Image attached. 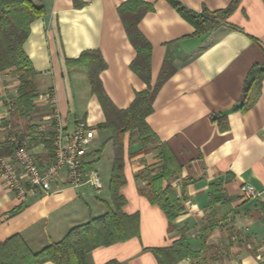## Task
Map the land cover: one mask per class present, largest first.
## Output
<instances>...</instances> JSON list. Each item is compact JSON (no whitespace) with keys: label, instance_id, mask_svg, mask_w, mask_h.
I'll use <instances>...</instances> for the list:
<instances>
[{"label":"crops","instance_id":"0c3cea01","mask_svg":"<svg viewBox=\"0 0 264 264\" xmlns=\"http://www.w3.org/2000/svg\"><path fill=\"white\" fill-rule=\"evenodd\" d=\"M125 1L32 0L44 8V16L29 24L23 44L37 73L38 95L55 92L67 131L80 123L95 131L87 166L99 165L102 149L108 146L110 174L113 149L107 140L110 133L97 127L104 122L100 105L83 69L69 70L65 62L96 50L106 64L99 73L101 87L118 109H126L135 93L146 89L129 68L136 51L117 12ZM141 1L151 7L137 24L151 47L149 85L155 84L165 61L173 71L153 97L145 119L154 141L145 147L136 133L123 138L125 183L118 192L125 199L122 212L138 217V236L90 251L86 264H161L154 250L170 247L182 235L197 255L178 264H264V73L254 105L235 109L246 74L264 65V0H240L227 19L198 35L169 0ZM173 1L200 14L222 10L233 0ZM16 77L13 69L0 73V136L5 133L3 123L17 127L23 121L10 117L8 105L16 96ZM33 104V113L23 121L26 134L29 126L36 130L44 124L50 113L37 98ZM44 142H37V148L46 153L42 162H48ZM158 146L166 147L181 166L176 176L163 181L164 187L174 188L183 207L170 225L140 191L145 176L161 171ZM140 173L143 177L135 178ZM245 185L257 196L246 198ZM102 188H74L56 181L46 196L34 193L20 201L0 176V243L19 235L33 253L57 243L72 228L103 215L106 205L111 207L109 192Z\"/></svg>","mask_w":264,"mask_h":264},{"label":"trees","instance_id":"16d2710c","mask_svg":"<svg viewBox=\"0 0 264 264\" xmlns=\"http://www.w3.org/2000/svg\"><path fill=\"white\" fill-rule=\"evenodd\" d=\"M240 0H233L229 5L211 13H192L173 0L169 3L173 8L195 28V35L213 30L217 24L227 19L236 9ZM44 8L32 2V0H0V73L13 69L17 75L18 88L16 96L10 103V113L13 118L28 121L33 113L34 100L38 96L36 86V71L31 61L23 52V44L30 31V23L44 16ZM151 7L141 0H126L117 12L123 25L128 41L136 51V56L129 65L130 70L146 85V89L135 93L134 99L126 109H118L105 94L99 77L106 68L101 55L95 51H82L80 55L72 60H66L67 69L81 67L85 72L91 94L96 97L104 122L98 125V129L110 133L109 142L113 149L111 162V174L109 178L108 191L111 199V207L106 205V212L96 218H91L87 223L72 228L68 234L57 243L45 246L37 253L27 248L25 242L19 235H14L0 243V264H86V254L98 247H106L112 244L125 242L138 236L139 220L136 215L128 216L122 212L125 199L119 194V189L125 183L123 175V138L126 133H136L143 146H149L153 141V134L148 125L146 117L150 114L153 97L163 82L170 76L167 61L163 63L162 69L155 84L150 86V53L151 47L137 28L138 20L150 11ZM264 73V65L252 67L243 81V91L239 103L235 109L244 111L252 107L258 97L259 85ZM7 127V123H3ZM28 135L36 132L34 127L29 126ZM24 135L19 136L23 138ZM46 147L50 149V142ZM163 163L159 174L148 175L146 186L140 190L149 201L156 205L164 214L167 222L172 224L183 211L180 198L174 188L170 185L163 186V181H169L176 176L181 166L175 157L164 146H158ZM13 147L7 142L0 144V156H8ZM143 174L136 175L141 179ZM18 210V209H17ZM187 238L182 235L167 248H156L155 256L161 264H178L184 259H195L193 252L186 242ZM106 264H120L112 260Z\"/></svg>","mask_w":264,"mask_h":264},{"label":"built area","instance_id":"2783aa9c","mask_svg":"<svg viewBox=\"0 0 264 264\" xmlns=\"http://www.w3.org/2000/svg\"><path fill=\"white\" fill-rule=\"evenodd\" d=\"M37 100L45 103L50 113L46 122L36 128L34 135L19 138L11 125L7 124L3 128L5 135L0 136V144L7 142L13 147L10 155L0 156V176L6 189L20 201L34 193L46 196L56 181L74 188L88 185L96 191L101 190L99 172L86 163L95 131L82 123L74 130L67 131L59 115L54 91L38 95ZM48 132L50 135L47 136ZM42 139L51 144L50 160L39 163L33 156V150ZM242 191L246 198L257 196V191L249 185L243 186Z\"/></svg>","mask_w":264,"mask_h":264},{"label":"rangeland","instance_id":"374dc122","mask_svg":"<svg viewBox=\"0 0 264 264\" xmlns=\"http://www.w3.org/2000/svg\"><path fill=\"white\" fill-rule=\"evenodd\" d=\"M31 122H35V120H32ZM17 124H18L17 127H19V129L15 125H11V128L14 129V131L18 135V137L22 136V135L27 136L28 134H26V130H25L26 126L23 123V121H19V123H17ZM20 125H22V126H20ZM3 132H5V130H3ZM3 135H5V133ZM98 143H99L98 141H95L93 146L94 147H98L99 146ZM50 149H51V147H50ZM50 149H46V150H48V152H50ZM33 152H34L33 156L35 158L37 157V161L39 163H42V161L45 160L44 154H46V153L41 152V150L39 151V149L37 147L34 148ZM92 152L93 151L90 152V155H92ZM108 152H110V148L108 146H105V148L102 149V152H101L102 153V157H101L99 165L94 166V168L97 169V171L99 172L100 180L102 182L103 188H102L101 192H103L105 194H107L106 191H107V185H108V177H109V174H110V169H109V166H108L109 163H108V159H107Z\"/></svg>","mask_w":264,"mask_h":264}]
</instances>
